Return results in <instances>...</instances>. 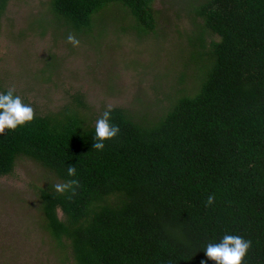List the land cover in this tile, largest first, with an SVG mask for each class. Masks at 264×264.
Instances as JSON below:
<instances>
[{"label": "trees", "instance_id": "trees-1", "mask_svg": "<svg viewBox=\"0 0 264 264\" xmlns=\"http://www.w3.org/2000/svg\"><path fill=\"white\" fill-rule=\"evenodd\" d=\"M9 1L0 0V18ZM46 2L56 22L98 45L106 9L123 36H164L154 0ZM180 11L165 33L183 36L170 49L176 81L148 83L149 111L110 104L120 132L103 150L92 144L104 101L95 110L81 90H65L50 108L15 92L35 116L0 134V177L19 157L45 171L44 186H32L37 206L74 264H201L204 245L225 232L252 242L243 264H264V0H194ZM136 77L141 86L143 72ZM69 179L78 181L74 194L55 192Z\"/></svg>", "mask_w": 264, "mask_h": 264}, {"label": "rangeland", "instance_id": "rangeland-1", "mask_svg": "<svg viewBox=\"0 0 264 264\" xmlns=\"http://www.w3.org/2000/svg\"><path fill=\"white\" fill-rule=\"evenodd\" d=\"M46 1L8 2L0 18V85L50 108L65 90H81L95 110L104 101L149 111L154 100L146 92L148 83L176 81L179 72L172 67L179 63L170 49L181 46L183 36L166 40L171 25L166 18L172 19L175 10L182 14L194 0H154L157 21L165 25L158 31L164 38L157 41L123 36L117 15L106 9L96 29L99 45L56 22ZM70 33L78 46L67 43ZM128 59L143 63L149 75L144 68L127 66ZM137 72L144 74L141 86ZM46 180L45 171L27 157L17 159L12 175L0 177V264H74L44 228L32 186H44Z\"/></svg>", "mask_w": 264, "mask_h": 264}, {"label": "clouds", "instance_id": "clouds-1", "mask_svg": "<svg viewBox=\"0 0 264 264\" xmlns=\"http://www.w3.org/2000/svg\"><path fill=\"white\" fill-rule=\"evenodd\" d=\"M67 43L73 47L79 45L80 41L71 33L66 37ZM112 106L108 105L102 115L95 121L92 148L100 151L105 147V141L116 137L120 132L119 125L111 121ZM35 116L34 108L30 103L25 102L22 97L9 88L0 91V134L7 130H15L17 127L30 123ZM75 165L67 166V175L76 176ZM78 186L76 179H69L64 183L55 184L54 190L57 193H75ZM214 194H209L205 206L214 203ZM252 242L241 235L225 232L217 241H210L203 247L207 259L215 264H243L245 257L251 247ZM207 259L202 260L201 264H207Z\"/></svg>", "mask_w": 264, "mask_h": 264}]
</instances>
